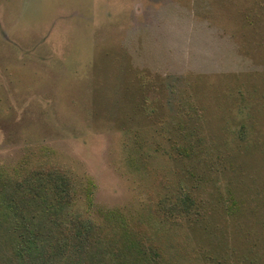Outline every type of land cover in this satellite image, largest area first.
I'll return each instance as SVG.
<instances>
[{
  "label": "rangeland",
  "instance_id": "rangeland-1",
  "mask_svg": "<svg viewBox=\"0 0 264 264\" xmlns=\"http://www.w3.org/2000/svg\"><path fill=\"white\" fill-rule=\"evenodd\" d=\"M29 169L157 264H264V0H0V175Z\"/></svg>",
  "mask_w": 264,
  "mask_h": 264
},
{
  "label": "trees",
  "instance_id": "trees-1",
  "mask_svg": "<svg viewBox=\"0 0 264 264\" xmlns=\"http://www.w3.org/2000/svg\"><path fill=\"white\" fill-rule=\"evenodd\" d=\"M75 195L74 183L57 169L0 175V264H157L158 250L132 240L121 214L103 213L108 233L73 210ZM185 195L174 207L188 213Z\"/></svg>",
  "mask_w": 264,
  "mask_h": 264
}]
</instances>
